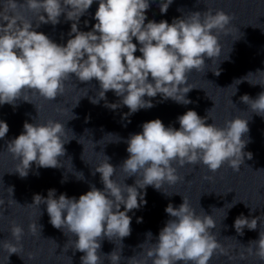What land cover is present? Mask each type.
Instances as JSON below:
<instances>
[{"label": "clouds", "instance_id": "1", "mask_svg": "<svg viewBox=\"0 0 264 264\" xmlns=\"http://www.w3.org/2000/svg\"><path fill=\"white\" fill-rule=\"evenodd\" d=\"M152 2L156 0H98L94 14L96 23L90 31H81L80 18L88 13L94 0H23L22 3L4 0V13L8 14H0L6 22L0 23V105L15 108L21 97L28 101L26 90H34L45 100L54 101L63 95L65 81L73 75L82 83L98 82L96 97L89 98L93 104L106 101V93L114 92L119 102H106L105 106L113 110L126 106L129 111L125 118L154 107L152 101L157 95L162 100L171 99L182 105L191 103L187 94L196 87L188 83V75L193 70L203 72L206 58L217 65L213 72L220 75L218 61L223 51L220 34H228L233 16L221 9H208L173 18L171 23L156 22L146 16ZM172 3L173 0H159L161 14H166ZM24 11L38 17L35 28ZM61 15L73 22L66 44H57L35 30L41 24L57 25ZM84 23L87 26L88 21ZM137 51L140 56L135 55ZM223 59L229 56L226 54ZM247 76L242 79L248 81ZM239 83L241 80H236L233 85ZM240 99L256 115L264 117V92L255 99L247 94ZM78 104L79 101L73 108ZM36 109L38 112L37 106ZM212 109L207 111L206 117L194 110L186 111L177 117L179 129L166 127L160 119H153L142 124L141 132L131 134L126 141L128 158L119 168L126 177H137L134 185L121 184L114 179L117 168L103 154V160L93 172V175L100 174L102 190L91 185L90 190L77 199L63 193L57 198L56 190L50 189L47 197L36 194L33 203L25 206L46 204L49 223L69 237L74 251L83 253L81 264H104L105 260L120 264L121 250L119 254L115 250L103 254L102 241L118 238L121 244L131 235L132 217L128 213L147 203L146 191L140 190L152 186L160 191L165 184L176 185L184 179L178 174L177 166L202 163L215 173L227 163L234 172H239L245 157L252 159V153L243 151L249 143L242 138L250 131L249 121L235 116L226 120L223 127L206 124ZM74 118L72 114L71 119ZM66 130L65 123L52 119L26 121L21 134L7 142L6 152L18 161L13 172L26 178L33 164L46 169L61 167L59 158L66 154L65 144L70 142ZM8 132V124L0 121V139ZM77 178L83 179V174L79 173ZM9 189L12 194L13 188ZM235 203L232 202L231 207ZM201 209L197 214L184 196L178 207L169 203L165 208L169 219L155 242L149 231L146 240L150 247L142 259H137L136 255L128 258V264H149V261L151 264H209L214 255L224 254L212 231L216 228L215 220ZM257 221L258 217L249 219L241 214L235 219L234 227L243 235L245 227L255 230ZM137 222H142V218H137ZM37 225L36 222L28 226L33 236H41L42 226L38 225L37 233ZM9 232L12 239L0 241V247L9 255L18 254L17 246L22 248L24 228L13 221ZM144 243L139 247L143 248ZM249 245L255 246V255L264 261V231ZM248 251L251 254L252 247Z\"/></svg>", "mask_w": 264, "mask_h": 264}]
</instances>
